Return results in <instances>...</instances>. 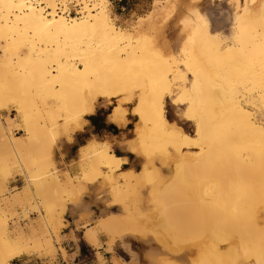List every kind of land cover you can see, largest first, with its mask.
<instances>
[{
    "label": "bare ground",
    "instance_id": "obj_1",
    "mask_svg": "<svg viewBox=\"0 0 264 264\" xmlns=\"http://www.w3.org/2000/svg\"><path fill=\"white\" fill-rule=\"evenodd\" d=\"M203 1L187 0L182 11L179 0H153L127 31L111 16L109 0H0V111L12 104L24 125L22 136L10 137L0 115V192L23 163L28 187L10 192V200L31 193L45 210L44 223L27 234L0 208V264L31 252L53 255L52 234L66 212L93 220L97 210L109 247L136 244L148 251L145 264H157L161 253L178 264H264V0H227L228 35L211 28ZM174 19L179 44L164 55L146 37ZM118 96L143 126L139 172L122 171L124 158L89 140L81 146V178L62 180L45 163L42 137L53 139ZM165 99L184 106L192 132L168 120ZM141 172L150 181L157 175L143 192L155 201V222L142 214L145 194L133 213L123 200L138 193ZM100 177L124 202L112 206L117 212L99 200L83 202ZM77 187L82 200L69 206L64 197ZM153 223L158 228L148 227ZM82 231L88 246L98 245L97 231Z\"/></svg>",
    "mask_w": 264,
    "mask_h": 264
},
{
    "label": "rangeland",
    "instance_id": "obj_2",
    "mask_svg": "<svg viewBox=\"0 0 264 264\" xmlns=\"http://www.w3.org/2000/svg\"><path fill=\"white\" fill-rule=\"evenodd\" d=\"M110 1V12L111 16L116 19L118 25L130 31L132 29L135 20L147 14L152 9L153 0H109ZM123 4H122V2ZM187 5V0H179V9L184 10ZM77 7H71L69 14L75 16L77 13ZM202 12L207 16L210 21L211 28L217 32H221L225 35L230 33V23L232 12L228 6L227 0H204L201 5ZM180 11V10H179ZM175 19L159 27L155 32L149 34L146 38L154 42L157 50L162 52L164 55L174 53L178 47L179 39L177 28L175 25ZM118 108V109H115ZM12 104H8V107L4 111H0L2 121L4 122L5 129L8 135L11 137L22 136L24 134V125L20 121L19 116L14 111ZM133 105L127 104L125 97H114L110 103L98 109L95 108L93 114L84 116L82 120L73 122L67 129L60 127V131L55 134L53 139L42 137L41 147L43 157L47 166L54 167L63 180L65 174H69L70 177L81 178L82 170L85 168V161L83 154L86 152V148L81 146L89 143L88 138L99 143L104 142L109 151L117 156H121L125 159L124 165H122V171H133L139 172L141 157L139 151L141 149L138 144L137 133L143 131V126L140 121H137L133 116ZM165 116L171 123H176L181 126L184 130L193 131L191 122H185L183 115L184 106H175L170 100H164ZM94 116V121L90 120V117ZM8 118H14L15 122L10 123L6 121ZM36 115H34V119ZM94 122L96 125H94ZM92 124L95 131L87 132L86 126ZM140 125V127H139ZM92 133L94 136H92ZM193 134V133H192ZM71 143L75 149L71 151V163H66V152L62 146V142ZM191 148L185 147L184 152L191 154ZM133 154H128L129 152ZM68 154V153H67ZM70 155V154H69ZM30 155L25 156L26 159L30 160ZM50 158L52 160H50ZM16 160V159H14ZM17 161V160H16ZM138 161V163H136ZM28 161H24V164ZM21 166L16 163V170L7 178L4 182V188L0 192V208H3L6 219L12 227L19 226L25 233L28 234L31 228H38L39 224L44 223L45 210L43 208L41 200H37L32 196L31 193L27 200L21 199L12 203L10 200L11 193L21 190L22 187H28L30 179L27 169L23 163ZM151 174V173H150ZM123 176V175H122ZM141 180L138 184V193H130L127 197L123 198L128 202V211L133 213V203H137V198L141 195H146L145 200L146 207L142 209L144 218L151 217V222L156 215V212L151 209V206L156 205L152 195L149 191L143 192L148 189L151 184L157 179V175H154L151 181L146 180L147 174L143 175L140 173ZM19 178V179H18ZM151 178V177H150ZM17 180V181H16ZM22 180V181H21ZM169 182H174L172 177L169 178ZM17 184V188L12 191L11 188ZM86 191L85 197L82 198L83 202L90 204L91 201L99 200L104 206L112 207L114 204H124L123 200L119 196H114L113 186L108 180L100 177L95 181L93 185ZM76 190L64 197L66 204L70 206L72 203H76L80 198ZM141 189V190H140ZM139 194V196H138ZM107 195V196H106ZM121 198V199H117ZM142 198V197H141ZM137 200V201H136ZM152 200V202H151ZM122 203H121V202ZM148 202V203H147ZM92 206V205H91ZM112 212H117V207H112ZM27 209L29 212H35L30 217H27L26 221L16 223L10 221L12 217L17 214L19 210ZM70 209V207H69ZM97 217L93 220H89L83 213L75 214L71 216L69 211L63 216V221L60 226V230L57 234H52L53 245L55 247L53 255H47L45 252H31L29 254H23L21 257L11 261L13 264H145L148 257V251L144 252L138 250L136 244H133L129 249H125L120 241H115L111 247H109L107 241L108 238L100 233L101 219L105 215L100 214L97 210ZM12 223V224H11ZM82 227L90 228L98 232V245L88 246L82 239ZM149 228H158L156 223H153ZM73 237L77 238V245L73 241ZM155 238L166 247L164 237L155 236ZM86 248H84V247ZM83 247V248H82ZM132 250L130 253L129 250ZM62 250H65L67 255H63ZM157 264H178L171 256H166L161 253L155 260Z\"/></svg>",
    "mask_w": 264,
    "mask_h": 264
},
{
    "label": "crops",
    "instance_id": "obj_3",
    "mask_svg": "<svg viewBox=\"0 0 264 264\" xmlns=\"http://www.w3.org/2000/svg\"><path fill=\"white\" fill-rule=\"evenodd\" d=\"M93 118H94V116H93ZM86 129H87V132L88 133H90L91 131L93 132V131H95V128H94V126L90 123L89 125H88V127L86 126ZM92 136H94L93 135V133H92ZM88 140H91V138H88ZM63 144H62V146L64 147V149H65V152H66V163L67 164H70L71 163V161H72V159H71V151H73V149H75L74 148V146L71 144V143H66L65 141H63L62 142ZM68 153V154H67ZM70 154V155H69ZM84 247V246H83ZM82 247V248H83ZM85 248V247H84ZM86 249V248H85Z\"/></svg>",
    "mask_w": 264,
    "mask_h": 264
},
{
    "label": "built area",
    "instance_id": "obj_4",
    "mask_svg": "<svg viewBox=\"0 0 264 264\" xmlns=\"http://www.w3.org/2000/svg\"><path fill=\"white\" fill-rule=\"evenodd\" d=\"M19 179V178H18ZM17 181V180H16ZM22 181V180H21ZM17 184H15L14 186H12L11 190L12 191L14 188H17L16 186ZM29 211L27 209L25 210H19L17 211V214L14 216V221L12 222H16V221H19L18 223H21V222H24L26 221L27 217H30L32 216L33 214H35V212H31V213H28ZM27 215V217H25Z\"/></svg>",
    "mask_w": 264,
    "mask_h": 264
},
{
    "label": "trees",
    "instance_id": "obj_5",
    "mask_svg": "<svg viewBox=\"0 0 264 264\" xmlns=\"http://www.w3.org/2000/svg\"><path fill=\"white\" fill-rule=\"evenodd\" d=\"M121 2H122V1H121ZM122 4H123V2H122ZM90 120L94 121V118H93V117H90ZM94 125H96L95 122H94ZM96 127H97V125H96Z\"/></svg>",
    "mask_w": 264,
    "mask_h": 264
}]
</instances>
